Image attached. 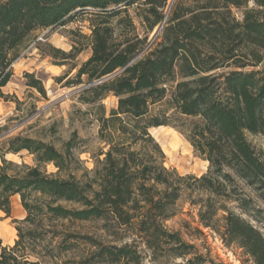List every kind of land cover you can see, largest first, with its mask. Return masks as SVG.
Instances as JSON below:
<instances>
[{
  "label": "trees",
  "instance_id": "obj_1",
  "mask_svg": "<svg viewBox=\"0 0 264 264\" xmlns=\"http://www.w3.org/2000/svg\"><path fill=\"white\" fill-rule=\"evenodd\" d=\"M181 1L146 47L147 36L140 37L130 8L145 5L142 25L151 31L165 20L168 0H0V96L32 35L77 16L90 22L92 54L68 83L80 84L83 76L92 82L126 68L84 93L87 102L109 94L118 98L109 116L101 106L103 158L97 157L93 169L82 167L75 137L63 150L29 137L10 139L7 152L27 149L34 165L0 153V210L11 216L12 198L19 195L25 211L13 220V243L0 237V264H143L140 243L182 258L176 264H226L208 260L164 221L175 214L186 189L229 197L228 184L237 179L264 200V158L247 138L264 135V68L245 70L264 60V17L255 9L245 10L243 21L233 16L232 7L249 0H191L204 1L198 9L184 8ZM256 3L264 7V0ZM27 76L30 86L45 92L41 80ZM159 126L185 136L208 160L207 172L181 175L167 167L150 131ZM47 163L57 171L49 173ZM238 199L247 213L250 200ZM203 209L201 220L211 226L220 208L208 196ZM225 211L227 240L264 264V232L237 211ZM95 220L104 222L114 241L83 228ZM127 234L136 236L129 242Z\"/></svg>",
  "mask_w": 264,
  "mask_h": 264
},
{
  "label": "rangeland",
  "instance_id": "obj_2",
  "mask_svg": "<svg viewBox=\"0 0 264 264\" xmlns=\"http://www.w3.org/2000/svg\"><path fill=\"white\" fill-rule=\"evenodd\" d=\"M178 1L180 0H168L165 20L151 31L142 25L141 14L145 12V5L130 8V15L140 37L147 36L146 47L162 34L168 15ZM203 2L182 0L181 4L184 8L190 6L198 9ZM249 9L262 10L264 17V7H260L256 0H249L243 7H232V14L238 21H243L244 12ZM90 35L88 18L77 16L65 25L37 30L23 47L19 58L13 64V75L1 89L3 95L0 96V153H4L7 160L35 164V155L27 149L18 153L7 152L9 140L18 135L51 143L59 150H63L65 144L75 137L76 152L83 160L82 167L89 170L95 167L97 157L103 158L99 155L104 148L99 132L101 106L105 107V115L109 116L111 109L117 106L118 98L109 94L103 100L87 102L85 98L88 95L84 93L89 87L103 83L111 77L90 82L83 76L80 84L68 83L71 79L76 80L79 67L92 54ZM74 46L81 50L76 55L72 53ZM261 52L264 56V50ZM263 68L264 60L258 67L248 66L245 70ZM27 74H33L34 79L41 80L45 92L30 86ZM157 108L158 106L154 107L153 111ZM150 131L165 153L167 167L175 168L181 175L201 176L207 172L208 160L199 156L179 131L170 126L153 127ZM247 138L264 158V135L247 133ZM43 168L49 173L57 171L53 163L44 164ZM227 192L229 197L220 198L205 191L186 189L177 201L175 214L165 220L164 225L171 232H179L184 240L194 244L208 260L226 264H256L243 247L227 240L223 217L226 214L225 209H233L264 232V200L256 190L237 179L228 184ZM18 196L12 198L11 216L7 217L0 210V237L5 243L13 242L12 239L16 237L13 220L25 216L23 207L16 204H21ZM208 196L220 208L211 226H205L200 215L205 211L203 206ZM238 198L250 200L247 213L239 208ZM103 224L104 222L95 220L82 225L85 230L96 233L105 241H114V236L105 233ZM125 236L131 242L136 235ZM140 250L143 264H176L182 260L161 251L154 252L143 243H140Z\"/></svg>",
  "mask_w": 264,
  "mask_h": 264
},
{
  "label": "water",
  "instance_id": "obj_3",
  "mask_svg": "<svg viewBox=\"0 0 264 264\" xmlns=\"http://www.w3.org/2000/svg\"><path fill=\"white\" fill-rule=\"evenodd\" d=\"M125 69H126V68H123V69H121V70H118V71L115 72L114 74H111V75L105 77V79L108 78V77H112V76H114V75H116V74H118V73H121V72H123Z\"/></svg>",
  "mask_w": 264,
  "mask_h": 264
},
{
  "label": "bare ground",
  "instance_id": "obj_4",
  "mask_svg": "<svg viewBox=\"0 0 264 264\" xmlns=\"http://www.w3.org/2000/svg\"><path fill=\"white\" fill-rule=\"evenodd\" d=\"M19 197V196H18ZM16 204H18V205H20L21 207H22V205L19 203V202H17Z\"/></svg>",
  "mask_w": 264,
  "mask_h": 264
},
{
  "label": "crops",
  "instance_id": "obj_5",
  "mask_svg": "<svg viewBox=\"0 0 264 264\" xmlns=\"http://www.w3.org/2000/svg\"><path fill=\"white\" fill-rule=\"evenodd\" d=\"M16 196V195H15ZM20 199V198H19ZM24 210V209H23ZM14 241V239H12ZM10 243H13V242H10Z\"/></svg>",
  "mask_w": 264,
  "mask_h": 264
}]
</instances>
